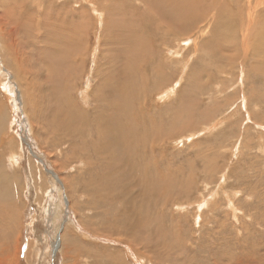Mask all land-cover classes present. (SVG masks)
<instances>
[{
    "label": "rangeland",
    "instance_id": "1",
    "mask_svg": "<svg viewBox=\"0 0 264 264\" xmlns=\"http://www.w3.org/2000/svg\"><path fill=\"white\" fill-rule=\"evenodd\" d=\"M137 1L0 0L6 254L13 264H264V15L244 56L235 5L219 23L211 13L164 35ZM134 13L145 32H127ZM59 125L70 134L57 146Z\"/></svg>",
    "mask_w": 264,
    "mask_h": 264
},
{
    "label": "bare ground",
    "instance_id": "2",
    "mask_svg": "<svg viewBox=\"0 0 264 264\" xmlns=\"http://www.w3.org/2000/svg\"><path fill=\"white\" fill-rule=\"evenodd\" d=\"M218 0H139L137 1L139 4H143V13H146L145 15H147V18L149 19V23L151 25H156L155 27L157 28H161V32L162 34H167V33H173V34H178V32L180 33H183L184 31H187L189 29H191L192 27H194L195 25L198 26L200 22H202L205 18L207 19L208 18V15L211 14V13H214L215 14V17L218 21L216 23H219V20L221 19V16L220 14L224 11V10H227V7H226V4L228 3L229 6H230V9L235 5V7L237 8V12L238 14L234 16V14L230 13V15L234 16V18L236 19H244L243 17H245V14H246V20L244 23H242V27H241V48L243 50V53H244V56L246 55V52L248 51L249 49V43H250V40H251V34H252V28L254 26V24L257 22V17L259 15L257 14H260V15H264V9L261 11V13L258 11V6H263L264 5V0H243L244 3H241L240 0H219L218 1V4L217 6L214 5L215 2H217ZM129 2V1H128ZM132 2V1H131ZM233 2H235V4H232ZM78 3V2H77ZM205 3H210V7H207L205 8L204 5ZM117 3H115L116 5ZM121 4V3H120ZM122 5V4H121ZM121 5H118L119 8H122L120 7ZM123 6V5H122ZM125 7V6H124ZM123 7V9H124ZM113 7V9H115ZM262 8V7H261ZM111 10V9H110ZM228 10V11H229ZM133 11H136V10H133ZM131 12V11H130ZM119 13V12H117ZM124 13V12H122ZM121 13V14H122ZM137 13V12H136ZM133 14V13H132ZM135 14V13H134ZM139 15H141V13H138ZM218 14V15H217ZM123 15V14H122ZM121 15V16H122ZM138 15V16H139ZM154 16L155 18V22L152 23V20L151 18L148 16ZM3 16L6 18V20H10L11 21V18L10 16L8 17L7 15V12L4 11L3 12ZM120 16V17H121ZM138 16L135 14V20L137 22H133L132 21V28L131 30H128L127 32L129 34H135V31L136 30L135 28H138V30H141L143 32H145L144 30L148 29V28H145L144 25H141V21H139V18ZM110 17V16H109ZM124 17V16H123ZM225 18V17H224ZM15 19V18H14ZM110 19V18H109ZM210 19V18H209ZM33 20V19H32ZM121 20H124V21H127V17L126 18H122ZM212 20V19H211ZM143 21V20H142ZM236 21V20H235ZM239 21V20H238ZM259 21V20H258ZM2 22V21H1ZM0 22V23H1ZM64 25L66 24V22L64 20L61 21ZM232 22V21H231ZM234 22V21H233ZM264 22V21H263ZM6 23H8L6 21ZM215 23V26L217 25ZM262 23V22H261ZM8 24H11V23H8ZM7 24V25H8ZM14 24V23H13ZM12 24V25H13ZM138 24V25H137ZM202 24V23H201ZM2 25V24H1ZM0 25V30H1V26ZM137 25V26H136ZM213 25V24H212ZM9 26V25H8ZM147 26V25H146ZM218 26V25H217ZM215 27L216 30H218V27ZM16 27V26H15ZM148 27H150L151 29V26L149 25ZM8 28V27H7ZM11 28V27H10ZM76 28V26H75ZM231 28V26H230ZM233 28V27H232ZM5 29V28H4ZM110 29V28H108ZM214 29V28H213ZM68 29H62V34L67 37V39L73 43V44H76L77 43V37H76V33H73L71 31H67ZM7 29L5 31L1 30V33H4L6 32ZM121 34L124 35L127 33L123 30H121ZM151 31V30H150ZM156 32V31H160L158 29H153V32ZM17 32V28H15L13 31H11L10 33H15ZM149 32V30H148ZM232 32V35H233V32H234V29L231 30ZM18 33H21V32H18ZM7 36V35H6ZM235 37V36H234ZM5 39V37H3ZM2 38V40H3ZM9 38V37H8ZM238 37H236L237 39ZM228 39V38H227ZM7 41H9L8 39H6ZM11 40V39H10ZM234 42L236 43V40L233 39ZM16 41H18L16 39ZM140 41V40H138ZM137 41V42H138ZM230 41V40H229ZM136 42V41H135ZM240 42V41H239ZM6 42H4L5 44ZM7 44V47H8V42L6 43ZM136 45V44H135ZM138 45V44H137ZM17 48L18 46L20 45H15ZM139 47L141 46L140 43L138 45ZM5 47V46H4ZM11 47H14V44L10 41V44H9V47L8 48H11ZM141 48V47H140ZM34 49V48H33ZM236 49V48H235ZM234 49V50H235ZM240 49V48H239ZM73 50V49H72ZM65 52V51H64ZM233 52V51H232ZM77 53V52H76ZM80 53V52H79ZM21 54V53H20ZM30 54V53H29ZM66 55V54H65ZM68 55V54H67ZM66 55V56H67ZM65 56V57H66ZM243 56V58H244ZM54 57V56H53ZM69 58V57H67ZM242 58V59H243ZM247 58V57H246ZM33 59V58H32ZM35 60V59H34ZM59 60V59H57ZM78 60V59H77ZM129 60V59H128ZM127 60V61H128ZM130 61V60H129ZM128 61V62H129ZM20 62V61H19ZM68 62V61H67ZM20 64V63H19ZM131 64V63H130ZM137 64V63H135ZM135 64H133L134 66H136ZM65 66V65H64ZM132 66V65H131ZM66 67V66H65ZM140 67V66H139ZM19 69V67H18ZM143 69V67H142ZM20 70H21V66H20ZM140 70V69H139ZM82 71V70H81ZM125 71L126 68H125ZM123 70V72H125ZM57 72V71H56ZM18 73H20L18 71ZM51 73V72H50ZM59 74V72H58ZM128 74V71L127 73ZM133 74L135 75V73L133 72ZM46 75V74H45ZM52 75V74H51ZM132 75V74H131ZM139 75L136 74L135 76ZM141 75V74H140ZM47 76V75H46ZM54 76V75H52ZM51 76V77H52ZM90 76V75H89ZM110 76V75H109ZM21 77V76H20ZM133 77L130 76L129 78ZM24 78V77H23ZM44 79V78H43ZM48 79V78H46ZM57 79V78H56ZM136 79V78H135ZM52 81V79H50ZM49 80V81H50ZM59 80V79H58ZM133 80V79H132ZM45 81V80H44ZM50 81V82H51ZM26 82V81H25ZM46 82V81H45ZM48 82V81H47ZM49 82V83H50ZM60 82V81H59ZM121 82V80H120ZM48 83V84H49ZM55 83V82H54ZM61 83V82H60ZM122 83V82H121ZM24 84V83H23ZM35 84V83H34ZM46 84V83H45ZM44 84V85H45ZM62 84V83H61ZM65 84V83H64ZM123 84V83H122ZM26 85V83H25ZM29 85V84H28ZM37 85V84H35ZM53 85V84H52ZM60 85V84H59ZM117 85V84H116ZM143 85V84H142ZM33 86V85H32ZM53 86H56L55 84ZM20 87V86H19ZM37 89L40 88V86H35ZM34 87V88H35ZM63 87V85H62ZM61 87V88H62ZM42 88V87H41ZM40 88V89H41ZM49 88V87H48ZM30 89V88H29ZM45 89V88H44ZM57 89V88H56ZM47 90V89H46ZM116 90V89H115ZM39 91V90H38ZM86 93V92H85ZM88 94V93H87ZM90 94V93H89ZM88 94V96H89ZM51 96V95H50ZM108 98L110 97L109 94H107ZM124 97V96H123ZM51 98V97H50ZM123 99V98H122ZM105 101V100H104ZM121 100H119L120 102ZM122 102V101H121ZM126 107V106H125ZM133 107V106H132ZM124 108V107H123ZM69 111V110H68ZM75 111V110H74ZM75 113V112H74ZM88 113V111H87ZM67 115V114H66ZM77 115V114H76ZM87 115V114H85ZM91 115V114H90ZM57 117V116H56ZM55 117V118H56ZM60 117V116H59ZM89 117V116H87ZM85 118V117H84ZM78 120V119H77ZM66 121V120H65ZM114 122H115V119L112 120L111 122H109V129H112L114 130ZM54 123V122H53ZM61 123V122H60ZM87 124V127H89L90 125H95L97 126L98 128L101 127V117H99L98 119H94V120H90V119H87L85 118V121L83 122V124ZM65 124V122L63 123V125ZM82 124V125H83ZM66 125V124H65ZM62 126H58L59 128V131H62V133L60 134L61 136L60 137H53L51 136L50 138L53 139V143L56 144L57 146H59L60 143H62V141L64 140H67L69 138V132L68 130H65V126H64V129H61ZM117 127L119 128H122L121 126H118ZM54 129V128H53ZM82 129V127H81ZM91 129V128H90ZM89 129V130H90ZM55 130V129H54ZM72 132H74L73 134L75 135V131L73 129H71ZM86 130V129H85ZM90 133V132H89ZM53 135H56V133L54 132ZM72 136V135H71ZM93 136V135H92ZM89 137V136H88ZM114 138V137H112ZM2 139V138H1ZM72 139V138H70ZM75 139V138H74ZM86 139V138H85ZM88 139V138H87ZM90 139V137H89ZM87 141V140H86ZM94 141L92 142V145H93ZM98 146V145H97ZM108 146V145H107ZM72 148V147H71ZM94 148H96V145L94 146ZM99 148V147H98ZM76 149V148H75ZM74 150V149H73ZM83 151V150H82ZM59 178V177H58ZM9 183V177H8V174L3 170V167L0 166V187L3 185L6 189L7 188V184ZM17 186V185H16ZM4 194V192L1 190L0 188V200H3L1 198V196ZM0 209H2L3 211H6L5 209H3L1 206H0ZM5 214V213H4ZM6 220L9 221L10 220V216L9 217H6V218H3V220L0 221V231H2L5 227V223H6ZM7 224V223H6ZM17 245V243H16ZM16 245L13 246L12 248L16 249ZM7 250H10L9 248V245H8V240L3 236V234L1 233L0 234V264H13L12 263V260L13 258L10 259V256L9 254H6V251ZM12 250V249H11ZM14 251V250H13ZM10 260V261H9ZM11 262V263H10Z\"/></svg>",
    "mask_w": 264,
    "mask_h": 264
}]
</instances>
